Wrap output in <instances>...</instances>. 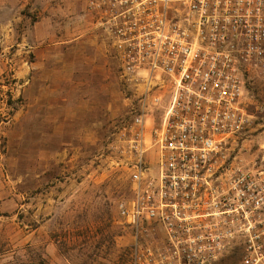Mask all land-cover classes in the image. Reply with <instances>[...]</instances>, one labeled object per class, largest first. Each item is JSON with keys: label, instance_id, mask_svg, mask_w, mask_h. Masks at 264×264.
<instances>
[{"label": "built area", "instance_id": "built-area-1", "mask_svg": "<svg viewBox=\"0 0 264 264\" xmlns=\"http://www.w3.org/2000/svg\"><path fill=\"white\" fill-rule=\"evenodd\" d=\"M130 93L116 144L132 264H264V161L227 158L252 124L264 0H86ZM153 154V158L151 157ZM155 237V238H154Z\"/></svg>", "mask_w": 264, "mask_h": 264}, {"label": "rangeland", "instance_id": "rangeland-1", "mask_svg": "<svg viewBox=\"0 0 264 264\" xmlns=\"http://www.w3.org/2000/svg\"><path fill=\"white\" fill-rule=\"evenodd\" d=\"M96 43L86 0H0V264H132L130 181L113 164L130 110L117 61L108 55L105 73H90L89 93L95 85L101 93L78 122L82 133L57 118L53 106L68 96L39 100L37 88L49 71L63 80L72 63L93 61ZM244 102L252 124L225 154L249 168L264 161V62L248 76Z\"/></svg>", "mask_w": 264, "mask_h": 264}, {"label": "crops", "instance_id": "crops-1", "mask_svg": "<svg viewBox=\"0 0 264 264\" xmlns=\"http://www.w3.org/2000/svg\"><path fill=\"white\" fill-rule=\"evenodd\" d=\"M95 51L96 56L93 61L89 62L87 60L88 57H85V61L82 60V63L78 61V63L75 62L68 66V78H64L63 80L58 78L59 70L54 71L55 77L52 78V72L49 71V78L47 81L42 83L41 87L40 84H38L39 86L37 87L39 100L40 94L42 98L47 96L49 99H51L52 96L60 97L62 95L63 100H65V96L66 98L68 96L69 102H64L62 107H59V104L55 103L53 107H55L54 110L57 112V118L60 115V117L67 120L66 123L67 127L69 126V134H76L77 132L82 133V131H84L82 129H86L82 125L78 126V122L88 117L89 111L93 109L89 108V104L97 103L98 99L95 97L101 93L97 85H95V89H91V91H93V89L94 91L89 93V89L91 88L89 83L95 81L93 80L94 74L91 76L90 73L97 72L103 74L101 72L106 71L110 64V56L108 55H111L113 59V53L108 50L103 43H96ZM62 86L64 89L61 91L59 88ZM92 94H95V96L91 97L90 95ZM49 107H52V103H50Z\"/></svg>", "mask_w": 264, "mask_h": 264}]
</instances>
